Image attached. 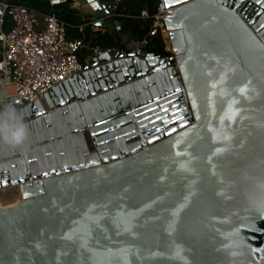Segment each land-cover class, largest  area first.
Returning a JSON list of instances; mask_svg holds the SVG:
<instances>
[{
	"label": "water",
	"instance_id": "1",
	"mask_svg": "<svg viewBox=\"0 0 264 264\" xmlns=\"http://www.w3.org/2000/svg\"><path fill=\"white\" fill-rule=\"evenodd\" d=\"M122 1L82 0L97 25ZM160 8L176 55L101 49L20 107L26 147L0 143V264H264L248 206L264 181V0Z\"/></svg>",
	"mask_w": 264,
	"mask_h": 264
},
{
	"label": "built area",
	"instance_id": "2",
	"mask_svg": "<svg viewBox=\"0 0 264 264\" xmlns=\"http://www.w3.org/2000/svg\"><path fill=\"white\" fill-rule=\"evenodd\" d=\"M66 0H50L52 6ZM168 13L159 7L155 27L161 29L169 58L176 53L168 46L159 17ZM143 16H147L144 10ZM42 17V18H40ZM10 20V27L6 24ZM147 40H130L127 46L144 49ZM83 39H69L66 26L55 14L40 16L23 4L0 0V105L15 100L20 107L38 101L53 87L84 70L79 52L87 47ZM95 47L92 56L100 51ZM3 107H0L2 110Z\"/></svg>",
	"mask_w": 264,
	"mask_h": 264
},
{
	"label": "trees",
	"instance_id": "3",
	"mask_svg": "<svg viewBox=\"0 0 264 264\" xmlns=\"http://www.w3.org/2000/svg\"><path fill=\"white\" fill-rule=\"evenodd\" d=\"M75 0H66L59 5L52 6L50 0H10L13 4H23L40 16L55 14L58 19L64 22L69 39H83L88 44L80 50L79 56L83 63L87 62L93 54V49L99 47L125 48L128 41H124V36L131 40L142 41L155 30V18L160 7V0H123L112 17L113 21L120 24V29L112 31L95 25L90 14H82L72 6ZM147 11V16H143V11ZM10 27V20L6 24V29ZM147 52H157L163 56L170 55L166 50L161 31L154 34L144 48Z\"/></svg>",
	"mask_w": 264,
	"mask_h": 264
},
{
	"label": "clouds",
	"instance_id": "4",
	"mask_svg": "<svg viewBox=\"0 0 264 264\" xmlns=\"http://www.w3.org/2000/svg\"><path fill=\"white\" fill-rule=\"evenodd\" d=\"M28 141V126L24 113L18 112L11 104L0 110V143L23 150ZM249 209L264 215V181L257 182L255 191L248 197Z\"/></svg>",
	"mask_w": 264,
	"mask_h": 264
},
{
	"label": "crops",
	"instance_id": "5",
	"mask_svg": "<svg viewBox=\"0 0 264 264\" xmlns=\"http://www.w3.org/2000/svg\"><path fill=\"white\" fill-rule=\"evenodd\" d=\"M72 6L74 8H76V9H78L80 13H82V14H90L92 16V10L87 5H85L82 2V0H75L73 2ZM92 18H93V16H92ZM93 19H94V22H96L98 20V19H95V18H93ZM94 24L97 25L96 23H94ZM97 26H99V27L101 26L103 28H109L112 31H117V30L120 29V24L118 22H116V21H113L112 17H109L107 19V22L104 25H97ZM123 39H124V41H128V42L131 40L127 36H124Z\"/></svg>",
	"mask_w": 264,
	"mask_h": 264
},
{
	"label": "rangeland",
	"instance_id": "6",
	"mask_svg": "<svg viewBox=\"0 0 264 264\" xmlns=\"http://www.w3.org/2000/svg\"><path fill=\"white\" fill-rule=\"evenodd\" d=\"M40 18H42V17H40ZM0 97H1V90H0ZM4 105H0V107H3Z\"/></svg>",
	"mask_w": 264,
	"mask_h": 264
}]
</instances>
